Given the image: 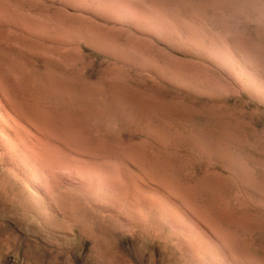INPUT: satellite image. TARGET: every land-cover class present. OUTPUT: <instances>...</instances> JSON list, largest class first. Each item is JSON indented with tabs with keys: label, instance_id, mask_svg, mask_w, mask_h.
<instances>
[{
	"label": "rangeland",
	"instance_id": "1",
	"mask_svg": "<svg viewBox=\"0 0 264 264\" xmlns=\"http://www.w3.org/2000/svg\"><path fill=\"white\" fill-rule=\"evenodd\" d=\"M82 1L0 26V264H264V0Z\"/></svg>",
	"mask_w": 264,
	"mask_h": 264
},
{
	"label": "bare ground",
	"instance_id": "2",
	"mask_svg": "<svg viewBox=\"0 0 264 264\" xmlns=\"http://www.w3.org/2000/svg\"><path fill=\"white\" fill-rule=\"evenodd\" d=\"M42 0H0V26H3V27H7V26H15V27H18V28H20V27H22V28H24V27H27V26H29L30 24L32 25V24H34V22H32L31 21V19L32 18H35V14H37V12H40L41 11V9H42V2H41ZM46 1H53V0H46ZM62 1V0H61ZM81 1V0H80ZM84 1V0H83ZM81 2V4L83 5V3L84 2ZM108 1H110V0H108ZM112 1V0H111ZM124 1V0H123ZM122 1V2H123ZM129 1V0H128ZM133 1V0H132ZM92 2V1H91ZM105 3L107 2V1H104ZM103 1H101V3H102V5L101 6H103V3H104ZM113 2H114V0H113ZM44 3V2H43ZM80 3V2H79ZM96 3H97V0H96ZM95 3V4H96ZM109 3H111V2H107V4H106V6L109 4ZM115 3H118V1L117 2H115ZM127 3V2H126ZM46 4V3H45ZM80 4V5H81ZM121 1H120V7H121ZM124 5H127V4H125V3H123ZM122 4V5H123ZM100 5L98 4V6H99V9L101 8V9H103V8H105L106 9V6L105 7H100ZM105 5V4H104ZM111 5V7L113 6V4H110ZM123 5V6H124ZM130 5V4H129ZM77 6H79V5H77ZM86 6V5H85ZM97 6V7H98ZM116 6V5H115ZM118 6V5H117ZM45 7V6H44ZM50 7V6H49ZM68 7V6H67ZM84 7V6H83ZM87 7V6H86ZM96 7V8H97ZM108 7V6H107ZM110 7V6H109ZM119 7V8H120ZM51 8H52V6H51ZM54 8V7H53ZM116 8V7H115ZM118 8V7H117ZM126 8H127V6H126ZM126 8H123V10L124 9H126ZM75 9V8H74ZM79 9H81V8H79ZM98 8H97V11H96V9H95V11L96 12H98V10H99ZM100 9V10H101ZM129 9H131L130 7H129ZM50 11V10H49ZM79 11V10H78ZM81 11V10H80ZM108 11H109V9H108ZM113 11H115V10H113ZM122 11V10H121ZM131 11V10H130ZM134 11V10H133ZM55 12V11H54ZM83 12V11H82ZM111 12V11H110ZM125 12H127V10H125ZM72 13V12H71ZM95 13V12H94ZM102 13V12H101ZM41 14V13H40ZM43 14V13H42ZM79 14H80V12H79ZM127 14H132V12H130V13H128L127 12ZM126 14V15H127ZM54 15V14H53ZM52 15V16H53ZM105 15H106V13H105ZM119 15H120V13H119ZM121 15H123V14H121ZM48 16V15H47ZM115 16H117V15H115ZM125 16V15H124ZM129 16H131V15H129ZM64 17V16H63ZM90 17V16H89ZM114 17V16H113ZM122 17V16H121ZM120 16L118 17V19L120 18L121 20H123L122 18H121ZM47 18V17H46ZM36 19V18H35ZM125 19V18H124ZM48 20V19H47ZM58 20V19H57ZM111 20H112V17H111ZM51 21H53V20H51ZM76 21V20H75ZM115 21V20H114ZM118 21V20H117ZM125 21V20H124ZM57 22V21H56ZM111 22V21H110ZM47 23H49V22H47ZM60 23V22H59ZM64 23V22H63ZM100 23V22H99ZM114 23V22H113ZM116 23V22H115ZM118 23V22H117ZM35 25V24H34ZM67 25V24H66ZM69 25V24H68ZM42 26V25H41ZM64 27H66L65 25H64ZM68 27V26H67ZM18 118V116L17 117H15L13 114H8V118H4V117H1V122H0V125H1V127H3L4 129H6V130H8V133L11 131V132H15L16 130V128L14 127L15 126V124L17 125V124H20L21 125V121H20V119H17ZM18 130V129H17ZM24 131V130H23ZM3 132V131H2ZM10 132V133H11ZM2 134V133H1ZM1 136V135H0ZM16 136V135H15ZM8 139V138H7ZM11 142V141H10ZM38 142V141H37ZM12 143V142H11Z\"/></svg>",
	"mask_w": 264,
	"mask_h": 264
}]
</instances>
